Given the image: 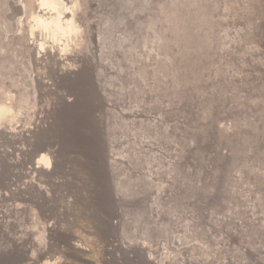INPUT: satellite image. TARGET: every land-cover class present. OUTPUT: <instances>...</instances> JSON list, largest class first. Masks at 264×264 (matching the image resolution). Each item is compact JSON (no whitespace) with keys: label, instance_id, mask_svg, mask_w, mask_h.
Returning <instances> with one entry per match:
<instances>
[{"label":"rangeland","instance_id":"obj_1","mask_svg":"<svg viewBox=\"0 0 264 264\" xmlns=\"http://www.w3.org/2000/svg\"><path fill=\"white\" fill-rule=\"evenodd\" d=\"M27 1L0 0L19 83ZM83 3L104 100L52 130L3 110L0 264H264V0Z\"/></svg>","mask_w":264,"mask_h":264},{"label":"bare ground","instance_id":"obj_2","mask_svg":"<svg viewBox=\"0 0 264 264\" xmlns=\"http://www.w3.org/2000/svg\"><path fill=\"white\" fill-rule=\"evenodd\" d=\"M82 1L86 2V0H28V5L24 3L29 8L27 10L25 6L26 9H24L26 11L24 13L28 15L27 18L24 16L27 22L23 23L25 26L22 28V34L15 38V41L20 45L19 48H21L24 57L23 61L26 64H24L25 67L30 68L28 71H33L35 74L31 82L23 81V83H19L15 81L16 78L12 81L15 76L13 73L15 67L10 62V57H0V117H4L3 110L4 112L10 110L12 114L14 113V115H11L12 122L30 124L33 118L36 117L33 112L37 111L38 113V110H42L40 112L42 116L37 117L36 120L37 126L39 124V129L51 130L54 127L68 126L72 122H76V124H91L92 122V125L95 123V120L88 116V110L91 109L90 112H93L96 108L102 106V104L96 103L95 100L103 99L102 95L104 91L106 93V90H104V87L102 89L103 82L101 83L99 79L102 72L101 67L97 62L92 64V58H90L91 49H96L94 45L97 43L98 36H96L97 33L94 32L93 25L89 21L90 18L87 16V7L84 6L86 3L84 4ZM42 3H47L52 7L44 8L41 6ZM73 3L79 4V9L75 13L66 12L61 7L63 5L70 8ZM53 8H55V11H53ZM26 19L23 20L26 21ZM69 21H72L75 27L80 30L78 35L74 36L68 33ZM182 30L185 31L184 28ZM21 70L19 69V71ZM144 72L147 73L146 70ZM45 106L48 109L43 111ZM19 114H22V116ZM8 118L10 119V117ZM7 122L10 123L9 120ZM33 122L35 123V121ZM227 127L223 126L218 130L221 134H224L228 130ZM30 136L32 135L28 137L30 138ZM61 166L63 167L62 163L53 165L54 168H61ZM65 168H67L66 165ZM31 187L36 188L35 190L38 193L40 192L39 196L42 194L40 196L42 201L48 198L47 195H44L40 186L31 185ZM49 263L46 260L44 264Z\"/></svg>","mask_w":264,"mask_h":264},{"label":"clouds","instance_id":"obj_3","mask_svg":"<svg viewBox=\"0 0 264 264\" xmlns=\"http://www.w3.org/2000/svg\"><path fill=\"white\" fill-rule=\"evenodd\" d=\"M41 6L44 7V8H51L52 7L51 5H49L47 3H42ZM61 7L66 12L75 13V11L79 9V4L78 3H73L70 8L69 7H65L63 5H61ZM53 11H55V8H53ZM41 23H43V22H41ZM69 25H70V27L68 29V33H70L71 35H74V36L78 35L80 30L77 27H75V25L73 24L72 21H69Z\"/></svg>","mask_w":264,"mask_h":264}]
</instances>
